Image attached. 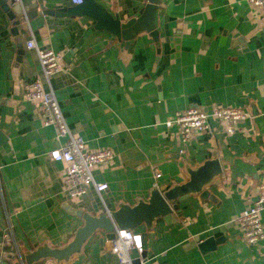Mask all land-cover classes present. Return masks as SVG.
I'll return each instance as SVG.
<instances>
[{"label":"crops","instance_id":"obj_1","mask_svg":"<svg viewBox=\"0 0 264 264\" xmlns=\"http://www.w3.org/2000/svg\"><path fill=\"white\" fill-rule=\"evenodd\" d=\"M95 1L121 22L137 17L145 2ZM16 3L25 18L14 26L19 16L11 19L5 5L15 3L0 0V237L11 236L0 245L11 246L1 257L14 256L0 264H14L18 252L69 242L82 220L65 204L93 215L134 205L155 182L160 190L182 184L186 167L212 158L221 173L178 201L169 223L158 218L138 226L143 251L131 255L138 264H264V239L248 244L235 222L264 181V9L247 0H161L158 43L142 32L126 44L86 16L62 14L75 6L70 0ZM30 39L61 54L63 70L49 83L72 134L87 149L113 153L92 169L94 180L107 184L101 192L89 186L70 199L63 191L65 163L49 151L66 140L23 95L26 82L42 77L36 52L26 47ZM218 105L244 108L250 117L232 134L211 118L209 129L187 143L175 125H165L177 111ZM260 219L264 227V209ZM210 237L214 243L201 245ZM35 264L118 263L97 231L67 261Z\"/></svg>","mask_w":264,"mask_h":264},{"label":"built area","instance_id":"obj_2","mask_svg":"<svg viewBox=\"0 0 264 264\" xmlns=\"http://www.w3.org/2000/svg\"><path fill=\"white\" fill-rule=\"evenodd\" d=\"M17 2L19 0H11ZM73 5L80 4L82 0H70ZM255 9H264V0H247ZM28 49L36 52L42 77H37L23 85V95L29 101L38 103L40 118L44 125H52L59 137L65 138V143L59 148L49 151V157L54 161H62L65 168L62 177L63 191L65 195L74 199L86 193L89 186H93L97 192L107 188L106 183L94 180L92 169L112 159L113 153L108 148L87 149L85 142L79 136H74L69 129L50 86V77L63 70L61 54L50 48L38 47L30 39L26 42ZM250 117V113L240 107L215 106L210 111L200 108H188L174 113L172 119L165 122L170 127L178 128L180 139L187 143L197 133L209 129V120L216 119L221 123L228 134L236 130L240 121ZM155 179L161 174L155 172ZM158 187V183H154ZM264 209V181H262L255 193L252 202L237 216L235 222L245 242L255 245L264 239V227L260 219V212ZM2 242L9 243L11 236L4 233ZM110 250L118 264H134L131 253L136 251L141 255L143 251L142 238L135 230H115L111 240ZM141 260L139 259V263Z\"/></svg>","mask_w":264,"mask_h":264},{"label":"water","instance_id":"obj_3","mask_svg":"<svg viewBox=\"0 0 264 264\" xmlns=\"http://www.w3.org/2000/svg\"><path fill=\"white\" fill-rule=\"evenodd\" d=\"M160 1L145 0L138 16L123 22L95 0H82L80 4L67 9L62 14L86 16L94 21L96 29L104 30L117 39L123 40L126 44L132 42L142 32H147L157 44L158 30L155 22ZM14 3L15 5L11 9L7 5H5V9L9 11L8 16L11 19L16 15L19 16L14 19L13 25L17 26L21 23L20 16L24 17V12L19 3ZM45 13H52V11H45ZM26 18H32L31 14L27 13ZM17 44L18 47L21 46V43ZM19 52L21 51L19 50ZM186 173L189 179L182 184L165 190L153 187L146 200H138L134 205L121 204L112 211L100 212L97 215L65 204L63 208L67 213L82 220V225L75 230L71 240L62 247L41 245L22 254L18 252V260L14 264H35L47 258H52L55 261H67L73 254L81 253L84 243L97 231L105 234L107 246L111 247V240L114 238L116 229L135 230L142 224L149 227L158 218L169 223L173 211L178 208V201L189 194L202 192L203 188L221 173V166L217 158H212L205 160L195 168L186 167ZM0 242L2 243L1 237ZM210 243H214L213 237L206 239L201 245ZM10 251L11 246L0 245V261H12L14 259L12 255L1 257L2 252L9 253ZM133 263L138 264L139 259H134Z\"/></svg>","mask_w":264,"mask_h":264}]
</instances>
